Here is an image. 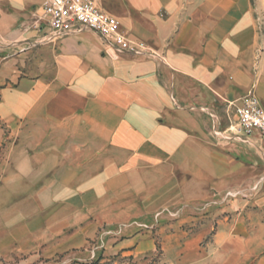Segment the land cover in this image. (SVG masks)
I'll return each mask as SVG.
<instances>
[{
  "label": "crops",
  "instance_id": "crops-1",
  "mask_svg": "<svg viewBox=\"0 0 264 264\" xmlns=\"http://www.w3.org/2000/svg\"><path fill=\"white\" fill-rule=\"evenodd\" d=\"M44 2L0 0V250L35 263L82 246L92 216L264 183V137L231 124L249 96L264 109V0H101L140 56L89 30L54 36ZM235 205L203 249L179 234L161 258L139 257L152 239L123 247L138 264H264V192Z\"/></svg>",
  "mask_w": 264,
  "mask_h": 264
},
{
  "label": "rangeland",
  "instance_id": "rangeland-1",
  "mask_svg": "<svg viewBox=\"0 0 264 264\" xmlns=\"http://www.w3.org/2000/svg\"><path fill=\"white\" fill-rule=\"evenodd\" d=\"M235 129V123L231 122ZM0 138V160L7 145L12 143L5 126ZM2 140V142H1ZM264 192L263 180L249 192L234 188L218 194L212 200H197L180 203L173 207L163 208L154 215L138 216L128 222L119 224L107 221V218L98 215L92 216L85 225L98 220V228L84 235L82 246L67 248L49 258H40L32 263L30 255L20 254L17 250L8 247L0 250V264H138V256L129 253L123 245L142 238L152 239L155 248L152 253H145L143 257L161 258L164 255L163 244L170 235L179 234L181 240L198 239L202 249L213 240L219 221L227 217L232 219L234 214L230 207L235 208L238 200H248L252 193ZM104 211H98L99 214ZM1 215V213H0ZM1 219V216H0ZM79 228V226H78ZM3 233L0 232V238ZM74 233L68 232L66 238H72ZM72 244L74 240L72 239ZM131 248H134L131 247ZM133 251V250H132Z\"/></svg>",
  "mask_w": 264,
  "mask_h": 264
},
{
  "label": "built area",
  "instance_id": "built-area-1",
  "mask_svg": "<svg viewBox=\"0 0 264 264\" xmlns=\"http://www.w3.org/2000/svg\"><path fill=\"white\" fill-rule=\"evenodd\" d=\"M43 10L54 36L89 30L118 53L140 56L150 51L146 43L131 39L123 31L119 20L102 8L101 0H45ZM236 116L235 126L241 134L264 137V109L255 96L247 97L236 108Z\"/></svg>",
  "mask_w": 264,
  "mask_h": 264
}]
</instances>
